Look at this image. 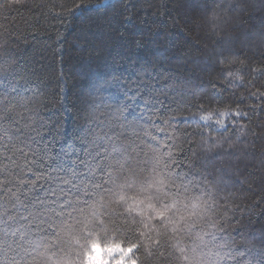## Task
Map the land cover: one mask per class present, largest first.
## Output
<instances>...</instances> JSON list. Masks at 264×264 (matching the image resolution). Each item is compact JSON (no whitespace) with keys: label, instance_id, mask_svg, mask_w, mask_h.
Wrapping results in <instances>:
<instances>
[{"label":"trees","instance_id":"trees-1","mask_svg":"<svg viewBox=\"0 0 264 264\" xmlns=\"http://www.w3.org/2000/svg\"><path fill=\"white\" fill-rule=\"evenodd\" d=\"M78 2L0 0V93L30 101L34 113L47 120L63 73L71 111L58 112L52 128L55 132L63 125L61 142L79 147L73 138L86 123L79 99L82 93L88 96L92 74L107 73L105 78H110L128 75L142 65L150 67L156 87L162 89L164 106L159 115L180 118L182 135L174 159L187 171V156L195 170L202 171L207 158L208 178L218 189V219L224 235L241 251L248 244L260 247L264 99L258 95L264 92V71H259L264 68V49L254 44L264 42V36L255 31L264 25V3L259 11L243 15L238 27L211 41L191 24L194 9L207 8L211 0H110L80 21L66 23L57 18L61 5L67 8ZM128 15L131 18L125 19ZM58 36L63 38L62 49H58ZM241 58L247 63H232ZM201 105L204 111H198ZM193 115L209 116L211 123L191 119ZM124 123L128 135L142 134L134 116ZM155 123L163 126L161 120ZM152 131L164 139L165 133ZM135 211H140L139 205ZM116 226L127 229L135 224L124 219ZM153 243L150 235L143 240L142 264H170L162 250H153Z\"/></svg>","mask_w":264,"mask_h":264},{"label":"snow or ice","instance_id":"snow-or-ice-1","mask_svg":"<svg viewBox=\"0 0 264 264\" xmlns=\"http://www.w3.org/2000/svg\"><path fill=\"white\" fill-rule=\"evenodd\" d=\"M109 2L80 0L67 8L61 5L57 18L66 23L77 22L89 11L103 8ZM130 18V15L125 16V19ZM57 44L58 49L63 48L62 37H57ZM106 75L92 74L88 96L82 93L79 99L80 110L86 113V123L79 126L80 134L73 138L79 147L74 143L66 147L61 142L63 125L55 132L52 128L58 112L71 111L72 101L63 73L47 120L34 113L29 107L30 101L0 93V264H29L43 241L59 235L58 229L66 228L71 234L81 206L106 190L125 169L142 165L146 159H152L157 166L162 164L167 176V179L164 175L154 176L149 189L166 194L170 187L177 193L198 187L212 196L210 204L205 202L207 206L194 202L190 211L184 215L177 213L176 218L169 214V208H176L175 200L169 208L146 205L172 232L183 231L191 236L190 246L185 245L183 236L173 244L188 264H264V234L260 247L248 244L242 251L230 236L224 235L218 219V189L208 178L207 158L202 171L195 170L187 156L184 157L187 171L174 159L182 135L180 118L159 115V108L164 106L162 89L156 87L157 78L151 68L142 65L128 75L105 78ZM216 91L213 85V92ZM258 96L264 99V92ZM198 111H204L203 105ZM128 116L135 117L136 127L142 129V134H127L128 125L124 122ZM191 119L211 123L209 116L193 115ZM157 120H161L163 126L156 124ZM153 129L165 133L164 139H158ZM179 151L183 154L184 149ZM134 203L140 205L144 201L137 199ZM212 208L216 209L215 213ZM205 216L210 221L207 227L195 230ZM246 256L249 259H245Z\"/></svg>","mask_w":264,"mask_h":264},{"label":"clouds","instance_id":"clouds-1","mask_svg":"<svg viewBox=\"0 0 264 264\" xmlns=\"http://www.w3.org/2000/svg\"><path fill=\"white\" fill-rule=\"evenodd\" d=\"M262 3L264 0H211L207 8L194 9L191 24L197 34L203 33L215 41L238 27L243 15L259 11ZM255 31L264 36V25L258 26ZM254 47L264 49V42L255 43ZM232 63L247 61L241 58ZM157 175H164L167 179L163 165L157 166L152 159L125 169L106 190L81 206L71 234L66 228L58 229L59 235L43 241L29 264H142L143 240L149 235L155 242L153 250L157 253L162 250L170 264H188L173 244L179 236H183L185 245L190 246L191 236L183 231L172 232L164 220L157 218L153 209L146 205L151 203L154 208H169L175 200L176 208H169V214L176 218L177 213L184 215L190 211L194 202L210 204L212 196L198 187L181 189L178 193L170 187L166 194L158 193L148 187ZM137 199L144 201L139 205V212L135 211L133 203ZM212 211L215 213L216 209L212 208ZM124 219L133 221L135 227L121 229L116 226ZM209 222L207 216L203 217L195 230L207 227Z\"/></svg>","mask_w":264,"mask_h":264}]
</instances>
